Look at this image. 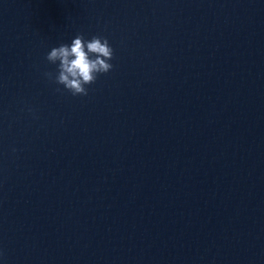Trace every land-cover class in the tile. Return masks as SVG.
<instances>
[{"label":"water","instance_id":"water-1","mask_svg":"<svg viewBox=\"0 0 264 264\" xmlns=\"http://www.w3.org/2000/svg\"><path fill=\"white\" fill-rule=\"evenodd\" d=\"M0 264H264V0H0Z\"/></svg>","mask_w":264,"mask_h":264},{"label":"clouds","instance_id":"clouds-1","mask_svg":"<svg viewBox=\"0 0 264 264\" xmlns=\"http://www.w3.org/2000/svg\"><path fill=\"white\" fill-rule=\"evenodd\" d=\"M113 58L114 49L106 37L94 35L87 39L77 34L70 43H61L47 52L46 60L55 65L56 71L43 75L73 96H86L87 86L112 70Z\"/></svg>","mask_w":264,"mask_h":264}]
</instances>
